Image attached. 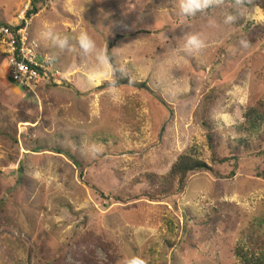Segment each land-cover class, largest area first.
I'll use <instances>...</instances> for the list:
<instances>
[{
	"label": "rangeland",
	"instance_id": "obj_1",
	"mask_svg": "<svg viewBox=\"0 0 264 264\" xmlns=\"http://www.w3.org/2000/svg\"><path fill=\"white\" fill-rule=\"evenodd\" d=\"M32 1L0 0V22L29 23L61 83L18 87L0 51V264H244L264 251V8L38 0L29 19ZM182 154L207 167L150 195L145 179Z\"/></svg>",
	"mask_w": 264,
	"mask_h": 264
},
{
	"label": "built area",
	"instance_id": "obj_2",
	"mask_svg": "<svg viewBox=\"0 0 264 264\" xmlns=\"http://www.w3.org/2000/svg\"><path fill=\"white\" fill-rule=\"evenodd\" d=\"M37 47L36 42L30 41L29 23L11 26L0 22V51L7 59L12 81L20 88L61 83L55 58L40 55Z\"/></svg>",
	"mask_w": 264,
	"mask_h": 264
},
{
	"label": "trees",
	"instance_id": "obj_3",
	"mask_svg": "<svg viewBox=\"0 0 264 264\" xmlns=\"http://www.w3.org/2000/svg\"><path fill=\"white\" fill-rule=\"evenodd\" d=\"M239 6L244 7H255L259 6L264 8V0H230ZM38 0H33L32 5L33 9L28 10L26 12L27 18H32L34 15L38 14L40 11V7L37 5ZM108 57L114 65H116L115 58L111 51L108 52ZM257 110L254 108H250L247 117L249 119V124L252 128H256L262 122V120H258ZM230 158L225 157L220 159L222 162L228 161ZM207 167V163L198 157H195L191 154H182L178 160L173 164L169 174L160 180L159 177L155 175L148 176L145 179V182L149 185L152 192L150 195L153 197L170 195L175 191L174 183L179 180L181 183L185 177V175L193 170L204 169ZM244 264H264V251L260 252L257 255H253L252 257L248 254L244 255Z\"/></svg>",
	"mask_w": 264,
	"mask_h": 264
},
{
	"label": "clouds",
	"instance_id": "obj_4",
	"mask_svg": "<svg viewBox=\"0 0 264 264\" xmlns=\"http://www.w3.org/2000/svg\"><path fill=\"white\" fill-rule=\"evenodd\" d=\"M212 0H180L179 2V10L180 13L184 16H194L198 12H201L208 8L211 4ZM240 16L247 17V9L241 8L238 10ZM233 19V16H228L227 20L230 22ZM80 44L86 49H94L96 47V42L88 33H82L80 35ZM203 40L198 35H191L187 38L186 45L191 49L198 50L203 47Z\"/></svg>",
	"mask_w": 264,
	"mask_h": 264
}]
</instances>
